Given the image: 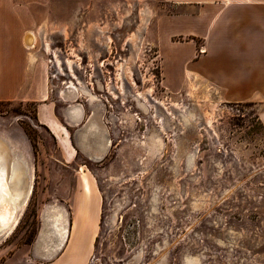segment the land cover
Wrapping results in <instances>:
<instances>
[{
	"label": "rangeland",
	"instance_id": "obj_1",
	"mask_svg": "<svg viewBox=\"0 0 264 264\" xmlns=\"http://www.w3.org/2000/svg\"><path fill=\"white\" fill-rule=\"evenodd\" d=\"M165 9L164 0H53L39 9L38 20L56 24L43 51L50 99L63 114L68 101L57 92L66 79L74 74L87 83L104 106L112 146L90 159L69 128L77 151L68 158L69 131L49 133L34 119L33 102H0V131L24 149L33 171L25 208L0 240V264H40L32 249L45 204L65 207L70 236L78 198L77 254L93 235L85 264H264V136L256 105L221 101L207 84L191 97L192 78L175 92L165 87L155 31ZM136 92L165 103L164 124L161 109L141 108ZM207 98L216 101L212 107ZM77 101L86 123L92 110L82 95ZM194 105L202 108L191 118L186 111ZM152 137L162 149L146 159L143 143Z\"/></svg>",
	"mask_w": 264,
	"mask_h": 264
},
{
	"label": "crops",
	"instance_id": "obj_2",
	"mask_svg": "<svg viewBox=\"0 0 264 264\" xmlns=\"http://www.w3.org/2000/svg\"><path fill=\"white\" fill-rule=\"evenodd\" d=\"M51 1L0 0V100L33 102L34 119L56 137V133H67L69 125L49 97V60L43 54L47 35L56 24L38 20L39 9ZM164 3L166 9L155 31L165 87L175 92L196 77L221 101L254 103L264 136V0ZM30 36L33 44L28 42ZM65 141V156L73 158L76 148L69 134ZM80 200L73 205L67 242L52 259L38 258L40 264H85L93 235L87 248L77 254L72 231Z\"/></svg>",
	"mask_w": 264,
	"mask_h": 264
},
{
	"label": "bare ground",
	"instance_id": "obj_3",
	"mask_svg": "<svg viewBox=\"0 0 264 264\" xmlns=\"http://www.w3.org/2000/svg\"><path fill=\"white\" fill-rule=\"evenodd\" d=\"M142 14H144V17L145 16L147 17L149 11L143 9ZM144 21H146V18L144 19ZM32 40L33 37L30 36L28 39L29 44L31 43ZM66 59L67 58H64L62 60H65V64L68 63L70 70H73L75 66L72 64V61ZM59 61L61 60L58 57L55 58V60H53L54 64L56 65L59 64ZM71 75L72 76H69L70 80L66 79L62 88H60L57 92L62 100L68 101L71 103L70 105H73L72 109H67V107L62 109L65 120L69 124H73L77 121L76 114H74L73 112L76 111L77 113L78 111L77 109H80L78 107H80L81 103L80 102L75 103L77 102L80 95L85 97L86 101L88 102L89 108L93 112H95L98 109L99 107L98 103H100L98 96L91 90L90 87L88 88L89 85L87 83H84V81L79 80L78 78L76 79L75 78L76 76H73L74 74ZM73 79L76 80L74 81ZM192 84L193 85L191 91L188 94L191 97H194L193 96L194 90H196L197 87L199 86L196 77L193 79ZM123 90L124 87H122L121 92H123ZM146 93L145 94L144 92L135 93L137 104L146 111L150 109V106L159 107L161 109L160 110L161 112H159L158 114L159 115L158 117L160 119L159 121H161L164 124L167 120V115L169 114V111L166 108L165 103H163L161 100L155 97H152V95H151L152 102L148 101L147 100L148 92ZM215 102L216 101L212 100L211 98H207L204 100V104L209 105L211 107L215 104ZM160 105H162V107ZM195 105L192 109L186 111L187 115H189L191 118H193V112H195V114H198L202 108L201 105L196 107ZM73 109L75 110L73 111ZM81 112L82 111L80 109L78 115H80ZM11 136L6 135L2 131H0V240L8 236V234L12 231L18 219L20 218L27 203L28 195L30 193L31 184H32V176H33V171L31 165L28 162V159L25 156L26 153L24 149L17 147L18 144L17 146L14 145L15 142L13 143V138L11 139ZM162 145H163L162 140H160L158 137H152L150 141L147 142L145 141L143 143V146L145 148L146 153L143 157L148 159L147 157H149L150 155L159 154L162 149ZM139 160L141 159L139 158ZM135 164H138V162L136 161ZM143 165L144 164L139 163L138 165L139 169H143L144 168ZM83 182L85 185V189L89 191L88 190L89 188H87L88 186L85 176H83ZM68 225L70 227V224L68 222V213L62 204L55 202H49L45 204L41 213V227L38 230V233H36L37 235L32 249L33 255L36 258H41V259H52L53 257H55L63 248L64 244L67 242L69 238ZM80 239L81 236L80 235L77 236L75 245L78 247H81L82 239L81 240ZM22 264H32V263L27 260L26 261L24 260Z\"/></svg>",
	"mask_w": 264,
	"mask_h": 264
},
{
	"label": "flooded vegetation",
	"instance_id": "obj_4",
	"mask_svg": "<svg viewBox=\"0 0 264 264\" xmlns=\"http://www.w3.org/2000/svg\"><path fill=\"white\" fill-rule=\"evenodd\" d=\"M89 88V86H88ZM75 103H78L75 102ZM71 103L68 102V105H67V109H72L73 108V105H70ZM101 103H98V109L93 112L92 111V114L91 116H89V118L87 119L86 123L85 120L81 119L84 115V111H85V108H84V105L80 104V108L81 109V114H79V110L80 109H77V113L76 111L73 112L74 114H76V119L77 121L73 124H69L67 127H68V131H69V128H72L73 130L76 129V134L78 135V140L80 141V144H78L79 148L85 152V154L89 156H91L92 158H96V157H99L103 152L104 150H106V148H108V146L110 145V139L108 137V135L106 134L107 132V129H106V125L104 123V121L101 119V116H102V113L104 111V106L103 104L99 105ZM73 109V111L75 110ZM87 115V113H86ZM105 117V114H103V119ZM84 124V125H83ZM72 130V131H73ZM69 137H70V140L72 141V144H73V139H72V132L69 131ZM86 140L89 142L88 145H84V141L83 140ZM83 141V142H82ZM76 145H74L75 147ZM112 146V143L111 145ZM77 151V150H76ZM90 158V157H88ZM91 159V158H90Z\"/></svg>",
	"mask_w": 264,
	"mask_h": 264
},
{
	"label": "trees",
	"instance_id": "obj_5",
	"mask_svg": "<svg viewBox=\"0 0 264 264\" xmlns=\"http://www.w3.org/2000/svg\"><path fill=\"white\" fill-rule=\"evenodd\" d=\"M7 101H9V100H7ZM0 102H2V100H0Z\"/></svg>",
	"mask_w": 264,
	"mask_h": 264
}]
</instances>
